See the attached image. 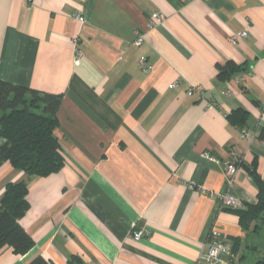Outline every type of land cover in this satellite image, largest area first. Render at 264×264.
Instances as JSON below:
<instances>
[{
  "label": "crops",
  "instance_id": "0c3cea01",
  "mask_svg": "<svg viewBox=\"0 0 264 264\" xmlns=\"http://www.w3.org/2000/svg\"><path fill=\"white\" fill-rule=\"evenodd\" d=\"M226 63L238 70L222 79ZM0 81L61 96L64 162L28 181L19 223L34 246H4L0 264H205L211 229L230 252L239 240L220 258L237 264L245 233H262L242 230L222 199L255 205L245 166L264 178V0H0ZM236 110L240 126L226 117ZM22 180L3 163L0 198ZM136 230L148 235L136 241ZM261 249H250L258 260Z\"/></svg>",
  "mask_w": 264,
  "mask_h": 264
},
{
  "label": "trees",
  "instance_id": "16d2710c",
  "mask_svg": "<svg viewBox=\"0 0 264 264\" xmlns=\"http://www.w3.org/2000/svg\"><path fill=\"white\" fill-rule=\"evenodd\" d=\"M238 67L232 63L219 66V76L232 75ZM61 96L40 93L0 81V166L8 163L24 175V180L5 185L0 198V249L7 246L17 256L29 252L34 242L20 225V219L28 210L26 199L28 181L43 178L58 172L64 162L60 154V144L54 135L58 125L57 112ZM242 111L236 110L226 117L230 124L240 126ZM255 183L258 194L255 205L230 209L239 219L242 230L256 232L264 224V178L255 171V164L245 166ZM232 242L231 252L236 254L240 247L238 239ZM29 264H52L41 258H34ZM256 264H264L262 257Z\"/></svg>",
  "mask_w": 264,
  "mask_h": 264
},
{
  "label": "built area",
  "instance_id": "2783aa9c",
  "mask_svg": "<svg viewBox=\"0 0 264 264\" xmlns=\"http://www.w3.org/2000/svg\"><path fill=\"white\" fill-rule=\"evenodd\" d=\"M155 18L158 20H162L163 15H155ZM76 19L79 21L83 20L78 16L76 17ZM134 34H135L134 44H135V46L139 47L143 43L144 37H143V35H141L137 31ZM245 37H246V32H242L240 34L232 35L230 37V42L236 43ZM78 58L79 57L76 56V59H75L76 63L78 62ZM139 65L143 67L144 72H149V70L151 69V67L149 65H145V59L144 58L139 59ZM177 87H178L177 81L171 83V85H170L171 89H176ZM194 92H198L201 94L202 89L200 87L189 88L186 95L192 96V94ZM240 138L242 140L247 141L251 138V136L248 132L243 131L240 134ZM230 156L232 159L236 158L235 154L230 153ZM237 171H238V166L235 163H232V162L229 163L228 162V163L224 164V173L226 175V179L228 182H231V180L236 176ZM222 205H223V207L230 208V209H237L239 207L238 201H236L230 197H224L222 199ZM145 235H148L146 230H136V231H133L131 233V237L136 241L140 240ZM208 239H209V246L205 252L201 253V255H200L201 260L204 261L205 264H228V263L222 262V260L220 259L221 254H223V253L229 254V252H230L229 248L224 243L223 233L220 230L211 229V231L208 235Z\"/></svg>",
  "mask_w": 264,
  "mask_h": 264
},
{
  "label": "rangeland",
  "instance_id": "374dc122",
  "mask_svg": "<svg viewBox=\"0 0 264 264\" xmlns=\"http://www.w3.org/2000/svg\"><path fill=\"white\" fill-rule=\"evenodd\" d=\"M246 236L242 239L241 244H243V250L238 256L235 257V263L237 264H255L258 260V254L256 251L250 249L254 246H259L264 248V228L262 229V233H258L257 237L255 238L253 235L255 233H245ZM247 248V249H246ZM230 251V249H229ZM263 249H261V252ZM231 254V252H230Z\"/></svg>",
  "mask_w": 264,
  "mask_h": 264
}]
</instances>
